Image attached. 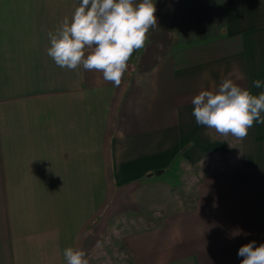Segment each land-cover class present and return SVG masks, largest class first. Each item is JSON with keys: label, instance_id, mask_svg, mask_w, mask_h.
<instances>
[{"label": "crops", "instance_id": "crops-1", "mask_svg": "<svg viewBox=\"0 0 264 264\" xmlns=\"http://www.w3.org/2000/svg\"><path fill=\"white\" fill-rule=\"evenodd\" d=\"M79 3L0 0V264H67L69 247L92 264L107 245L131 264H241L264 243V124L225 137L191 98L236 68L264 91V0H181L169 55L140 73L134 51L119 86L47 55Z\"/></svg>", "mask_w": 264, "mask_h": 264}, {"label": "clouds", "instance_id": "clouds-1", "mask_svg": "<svg viewBox=\"0 0 264 264\" xmlns=\"http://www.w3.org/2000/svg\"><path fill=\"white\" fill-rule=\"evenodd\" d=\"M153 0H80L69 17H64L55 32H49L47 55L60 68L98 70L104 81L119 86L133 52L145 47L150 29L157 26ZM86 53H88L86 55ZM243 80L238 68L224 77L219 85L201 88L191 98L192 115L198 125L218 134L243 140L254 123L264 124V91L254 95L232 78ZM255 88L264 82L254 80ZM67 264H89L87 253L79 248H66ZM237 255L241 264H264V243L242 245Z\"/></svg>", "mask_w": 264, "mask_h": 264}, {"label": "trees", "instance_id": "trees-1", "mask_svg": "<svg viewBox=\"0 0 264 264\" xmlns=\"http://www.w3.org/2000/svg\"><path fill=\"white\" fill-rule=\"evenodd\" d=\"M180 2L181 0H157L155 3L157 26L150 29L145 47L141 49L137 58L136 68L140 73L148 71L169 55L172 47V10L178 7ZM191 202L194 204L195 199L193 198ZM123 250L131 264L130 253L125 248ZM126 261L127 258L124 264Z\"/></svg>", "mask_w": 264, "mask_h": 264}, {"label": "rangeland", "instance_id": "rangeland-1", "mask_svg": "<svg viewBox=\"0 0 264 264\" xmlns=\"http://www.w3.org/2000/svg\"><path fill=\"white\" fill-rule=\"evenodd\" d=\"M167 177H168V175H167ZM172 177V176H171ZM169 179L171 180V181H175V180H172V178H170V176H169ZM175 184L177 183L176 181L174 182ZM192 182H190V184L186 187H183V188H179V189H177L176 190V192H175V196H176V198H177V200H178V207H182V202H183V200H184V197H185V195H189V196H191L192 194H191V191H192V184H191ZM174 196V195H173ZM135 218V217H134ZM121 220H118L117 219V221L115 220V224H116V222L117 223H119ZM122 223V222H121ZM123 224V223H122ZM130 224H133V222L131 221L130 222ZM137 223L135 222V225H136ZM140 225V224H139ZM106 245V244H105ZM110 247V248H109ZM106 253L107 254H105V252H101L99 255H98V259H97V261H96V263L94 262H92V264H112V260H111V258L113 259V261H114V263L113 264H122V262H121V260H125V255L124 256H121V254L120 255H118V252H117V249H116V247L114 246H112V245H107L106 247ZM108 253H109V255L111 256L112 255V257L110 258L109 256H108ZM90 264V263H89Z\"/></svg>", "mask_w": 264, "mask_h": 264}, {"label": "water", "instance_id": "water-1", "mask_svg": "<svg viewBox=\"0 0 264 264\" xmlns=\"http://www.w3.org/2000/svg\"><path fill=\"white\" fill-rule=\"evenodd\" d=\"M156 174H158V172H156Z\"/></svg>", "mask_w": 264, "mask_h": 264}]
</instances>
